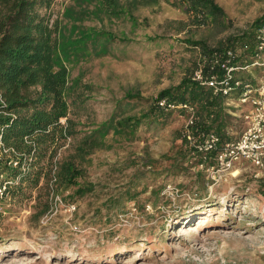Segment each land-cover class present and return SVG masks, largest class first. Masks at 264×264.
<instances>
[{"label":"rangeland","instance_id":"374dc122","mask_svg":"<svg viewBox=\"0 0 264 264\" xmlns=\"http://www.w3.org/2000/svg\"><path fill=\"white\" fill-rule=\"evenodd\" d=\"M122 1L133 18L91 12L93 0L53 2L52 17L58 15L64 34L79 24L141 42L109 55L86 52L63 60L68 84L77 81L72 99L82 102L68 106L69 136L51 143L36 165L37 186L0 200V264H264V178L244 166L217 181L205 171L194 174L193 167L170 176L165 169L179 145V111L161 125L109 133L103 145L77 149L125 93L154 98L189 76L198 49L184 39L207 48L224 44L264 14V0H214L227 19L224 29L197 26L164 1ZM154 35L166 40L143 46L144 37ZM247 69L239 73L258 74L256 67ZM240 128L231 117L226 135ZM67 160L79 172L74 184L57 178Z\"/></svg>","mask_w":264,"mask_h":264},{"label":"trees","instance_id":"16d2710c","mask_svg":"<svg viewBox=\"0 0 264 264\" xmlns=\"http://www.w3.org/2000/svg\"><path fill=\"white\" fill-rule=\"evenodd\" d=\"M94 11L109 17L131 15L122 0H93ZM139 5H155L164 1L180 9L197 26L226 28L227 19L222 8L214 0H132ZM54 0H0V139L8 152L0 159L1 180L6 181V194L23 195L27 189L37 186L41 171L36 168L44 158L51 143L69 136V104L75 101L70 91L77 83L68 84V72L63 63L71 56L86 52L96 56L109 55L114 48H120L141 41L116 36L105 29L72 25V33L64 34L58 15L52 17ZM97 10V11H96ZM264 23V14L255 18L248 31L228 36L224 44L207 48L197 40L184 39L191 48L198 49L200 60L205 64L213 51L233 49L238 53L237 63L249 64L252 61L253 33L256 27ZM74 36H72V34ZM166 37L146 36L144 45L160 44ZM238 41H241L237 43ZM251 41V42H250ZM248 48L240 50L243 43ZM200 49V50H199ZM88 54V53H86ZM196 62L193 63L195 65ZM235 71L234 76H245ZM244 76V77H243ZM88 88V87H87ZM234 95H213L209 88L195 83L189 76L168 88L159 90L155 97H142L137 93L127 92L115 100L107 119L96 124L87 135L80 139L78 150L87 152L103 145L107 134L122 136L133 133L139 125H161L167 115L175 109L164 110L158 100L187 101L194 104L197 115V127L211 129L224 138L228 120L235 116L225 102ZM138 113H128L135 107H144ZM176 111V110H175ZM178 111V110H177ZM180 112V111H179ZM181 113V112H180ZM64 118V122L60 119ZM179 132V131H178ZM179 145L172 157H169V175L184 173L191 167L194 174L203 172L196 167L197 158L178 133ZM26 137L30 142H25ZM146 164L149 159L140 158ZM14 163V165H13ZM79 175L72 161L60 164L57 178L66 184H74ZM173 189V187H172ZM177 192V189H174Z\"/></svg>","mask_w":264,"mask_h":264},{"label":"built area","instance_id":"2783aa9c","mask_svg":"<svg viewBox=\"0 0 264 264\" xmlns=\"http://www.w3.org/2000/svg\"><path fill=\"white\" fill-rule=\"evenodd\" d=\"M252 40V61L249 64L237 63L238 53L227 48L213 51L208 64L200 60L198 55L189 73L191 81L209 88L213 95H234L225 105L232 104L236 108L235 111H229L241 124L236 136L230 137L225 131L224 138H221L211 129L196 128L197 115L192 103L158 100V105L164 110L181 112L180 136L192 156L197 158L196 167L203 168L214 181L234 176L241 166L251 168L254 177L264 178V23L255 28ZM247 48L248 43H243L240 50ZM250 66L256 67L258 74L247 79L234 76L235 71H248ZM23 139L30 142L26 137ZM8 149L0 139V159ZM6 184L0 174V200L6 196ZM167 188L172 191L169 185ZM69 207L73 209V205Z\"/></svg>","mask_w":264,"mask_h":264},{"label":"crops","instance_id":"0c3cea01","mask_svg":"<svg viewBox=\"0 0 264 264\" xmlns=\"http://www.w3.org/2000/svg\"><path fill=\"white\" fill-rule=\"evenodd\" d=\"M243 77H244V76H243ZM247 78H248V77H246V76H245V78H244V79H247Z\"/></svg>","mask_w":264,"mask_h":264}]
</instances>
